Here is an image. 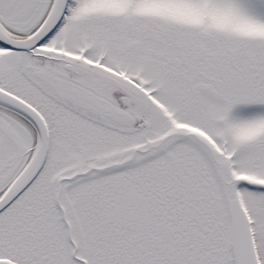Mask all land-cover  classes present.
<instances>
[{"label":"snow or ice","instance_id":"snow-or-ice-1","mask_svg":"<svg viewBox=\"0 0 264 264\" xmlns=\"http://www.w3.org/2000/svg\"><path fill=\"white\" fill-rule=\"evenodd\" d=\"M0 264H264V0H0Z\"/></svg>","mask_w":264,"mask_h":264}]
</instances>
